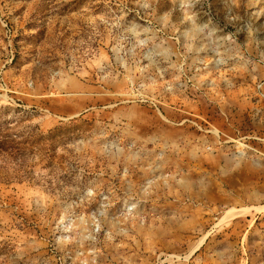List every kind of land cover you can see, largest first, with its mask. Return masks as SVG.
I'll return each mask as SVG.
<instances>
[{
  "label": "rangeland",
  "instance_id": "rangeland-1",
  "mask_svg": "<svg viewBox=\"0 0 264 264\" xmlns=\"http://www.w3.org/2000/svg\"><path fill=\"white\" fill-rule=\"evenodd\" d=\"M0 264H264V0H0Z\"/></svg>",
  "mask_w": 264,
  "mask_h": 264
}]
</instances>
